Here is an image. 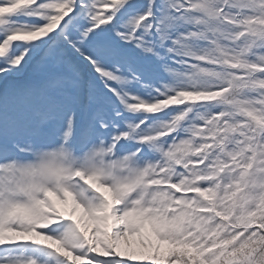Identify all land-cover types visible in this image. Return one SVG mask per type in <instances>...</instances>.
I'll return each instance as SVG.
<instances>
[{
	"label": "snow or ice",
	"instance_id": "snow-or-ice-1",
	"mask_svg": "<svg viewBox=\"0 0 264 264\" xmlns=\"http://www.w3.org/2000/svg\"><path fill=\"white\" fill-rule=\"evenodd\" d=\"M0 264H264V0H0Z\"/></svg>",
	"mask_w": 264,
	"mask_h": 264
}]
</instances>
